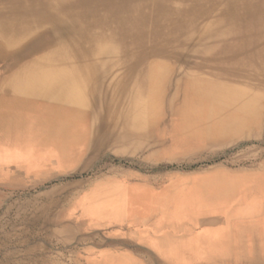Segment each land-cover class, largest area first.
<instances>
[{
  "label": "bare ground",
  "instance_id": "obj_1",
  "mask_svg": "<svg viewBox=\"0 0 264 264\" xmlns=\"http://www.w3.org/2000/svg\"><path fill=\"white\" fill-rule=\"evenodd\" d=\"M236 148L246 149L157 190L129 171H97L95 192L129 189L135 216L161 221L160 236L97 256L88 247L72 264H264V0H0V207L8 191L101 159ZM88 227L49 235L69 243Z\"/></svg>",
  "mask_w": 264,
  "mask_h": 264
},
{
  "label": "rangeland",
  "instance_id": "obj_2",
  "mask_svg": "<svg viewBox=\"0 0 264 264\" xmlns=\"http://www.w3.org/2000/svg\"><path fill=\"white\" fill-rule=\"evenodd\" d=\"M254 146L259 147L261 144L256 142ZM245 149L236 148L228 153L223 152L219 155L220 158L198 155L175 160L151 157L146 151L139 153L132 160L101 159L86 173L61 176L29 190H17L13 193L8 191L6 193L10 196L9 202L0 207V245L10 239L7 248L0 246V264H12L6 259L10 252L14 253L15 259L26 260L29 263L32 262V256L40 254L59 257L61 261L63 260L62 263L72 264L79 256L85 259L90 257L86 255L85 249L88 247L98 246L94 251L97 256L113 243L130 249L149 246L160 236L158 226L162 222L158 219L145 220L136 217L134 200L131 199L129 189H124V193L112 192L114 195L110 197L95 192L91 182L97 179L96 172L101 170L105 176L116 177L117 173L129 171L149 180L151 186L157 190L170 185L175 177H188L219 166L230 157L238 156ZM123 181L125 184L122 186L137 182L126 178ZM141 183L149 184L144 181ZM170 200L174 202L173 198ZM176 204L179 209L186 207L185 202ZM110 210H120L121 215L118 217L111 215ZM191 222L192 224L189 221L184 226L190 228L195 223ZM75 224L80 228L88 225L91 227H88L87 233L76 236L69 243H66L64 238L49 235L51 227L61 230ZM193 228L199 227L196 225ZM166 230L167 228L162 229L163 232ZM18 240L26 244L15 247ZM39 245H46L47 248L36 249Z\"/></svg>",
  "mask_w": 264,
  "mask_h": 264
}]
</instances>
